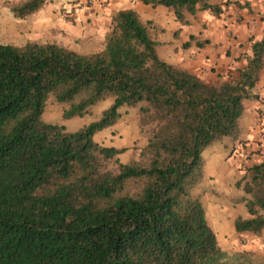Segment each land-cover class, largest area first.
Here are the masks:
<instances>
[{"label":"trees","instance_id":"obj_1","mask_svg":"<svg viewBox=\"0 0 264 264\" xmlns=\"http://www.w3.org/2000/svg\"><path fill=\"white\" fill-rule=\"evenodd\" d=\"M48 0L10 6L25 19ZM186 14L206 0H141ZM202 3L200 8L198 4ZM227 3V1H226ZM242 6L240 2H233ZM221 10V8H220ZM150 22L130 8L114 13L101 49L81 53L56 42H0V264H205L224 257L206 220L202 152L237 134L244 101L259 80L264 35L248 64L206 81L167 63ZM64 119L112 97L100 116L75 131L42 120L49 98ZM121 106L138 107L147 137L139 156L94 140ZM245 206L238 233L264 229V157L235 182Z\"/></svg>","mask_w":264,"mask_h":264},{"label":"crops","instance_id":"obj_2","mask_svg":"<svg viewBox=\"0 0 264 264\" xmlns=\"http://www.w3.org/2000/svg\"><path fill=\"white\" fill-rule=\"evenodd\" d=\"M19 1L0 0V6L4 7L0 10V25L4 24L2 16L6 14L11 28L9 33L16 34V27L23 23L28 26L27 31L35 33L44 30L51 35L54 32L48 42H56L81 53L101 49L114 13L121 9H133L142 21L152 24L161 59L185 68L206 81L229 78L236 69L245 67L249 62L253 42L264 35V0H206L207 4L215 6L213 9L217 13L209 8L201 9L202 3H199L200 9L193 14H186L188 21L185 24L177 20L171 8L161 4L153 6L141 0H95L91 3L87 0H48L25 18L24 22H16L18 18L10 10L7 12L5 4ZM234 1L240 2L242 6H236ZM32 40L39 42L37 37L32 36ZM238 51L242 52L240 58L236 57ZM261 86H264V80L255 87L261 93L244 101L238 142L225 145L230 149L228 157L223 158L220 169L215 171L220 175V190L227 189V194L233 190L230 186L233 177L239 178L244 173L243 169H239L240 164L237 169L233 168V159L240 161L243 153L250 151L253 153L248 163L264 157L261 133L264 131V112L260 113L261 116L257 112L259 108L264 109V89ZM245 103L249 104L247 108ZM226 176L231 181L228 187L224 185L228 179ZM241 194L238 188L235 197ZM209 203L211 221L207 222L215 232L224 257L236 258L237 264H264V229L260 235H254L238 233L234 228V220L238 216H248L244 205L233 202L230 196L226 202ZM203 206L205 211L204 202ZM222 259L208 264H223Z\"/></svg>","mask_w":264,"mask_h":264},{"label":"rangeland","instance_id":"obj_3","mask_svg":"<svg viewBox=\"0 0 264 264\" xmlns=\"http://www.w3.org/2000/svg\"><path fill=\"white\" fill-rule=\"evenodd\" d=\"M6 5L7 12L10 10V6L13 5V3L8 2ZM9 6V7H8ZM4 9V7L0 6V10ZM11 12V10H10ZM9 13V12H8ZM13 15V14H12ZM6 14L2 16L4 19V24L0 25V42H6V43H13V44H22L26 41H33L32 36L35 38H38L39 42H48L50 39H52L54 32L49 34V32H44V30H37L34 32L27 31L28 26L22 25L16 27V34L9 33L10 28V22L8 21V18H6ZM13 21V19H11ZM24 22V19L19 20L17 19L16 22ZM13 27V26H11ZM80 48L82 46L80 45ZM81 51H84L81 49ZM240 55H242V52L239 51L236 53V57L240 58ZM264 80V61H263V67L259 74V80L257 84ZM256 84V85H257ZM255 85V87H256ZM253 88L251 90V96L255 97L257 94H260L261 92H258L256 88ZM261 89H264V86H261ZM257 92V93H255ZM253 99H250L251 101ZM113 101L112 97H108L106 99H103L96 104L92 105L88 112H86L84 115L81 116H73L68 119H64L62 117V112L64 108H66L65 104L56 102L52 97L49 98V100L46 102L44 106V110L42 113V120L49 123H55L59 125H63L67 131H75L77 128L87 125L88 123L96 120L101 112L109 107ZM246 105V103H245ZM249 104L246 105V108ZM245 109V106H244ZM120 111V118L119 120L112 126H109L107 128H104L97 133L94 134V140L98 143L105 145V146H114L118 148H125L123 152H121L117 159L118 161L125 163L129 162L132 159H136L139 156V152L141 148L146 144L147 137L144 133L140 131V128L137 124V111L138 107H127V106H121L119 108ZM257 112L262 114L264 112L263 108L257 109ZM261 114L259 116H261ZM242 118V117H241ZM257 118L255 119V121ZM241 121V119H240ZM240 131V122H239V130L235 136H224L220 141L213 143L212 145L208 146L204 149L202 152V163H203V180L201 184L194 190L196 193L202 192V201L206 205V220L211 221V217L209 214V205L216 201V202H226L227 199L230 198L233 200V202L236 201L235 196H237L238 193V187H236L235 182L242 176L240 175L239 178L233 177V182L230 181L228 176L225 178H228L224 185L228 187V182L230 181V186L233 190H231L230 194H227V189L220 190V175L215 173V171L220 169V164L223 161V158L228 155L229 148H226V144H236L237 138L240 136L238 135ZM262 133V138L264 139V131ZM224 143V146L223 144ZM253 152H244L243 155L240 157V161L236 158L233 159L234 163V169H237V165L240 164L239 169H245L247 166H249L251 163H248V159L252 156ZM228 157V156H227ZM254 163V162H253ZM227 164V163H226ZM243 174V173H242ZM224 178V179H225ZM213 189V190H212ZM212 192H209L211 191ZM217 190V191H215ZM239 192L242 193V190L239 189ZM244 210L245 206H243ZM222 259V258H221ZM223 264H232L236 262V258L232 259L229 257H224L222 259ZM207 264V263H205Z\"/></svg>","mask_w":264,"mask_h":264},{"label":"built area","instance_id":"obj_4","mask_svg":"<svg viewBox=\"0 0 264 264\" xmlns=\"http://www.w3.org/2000/svg\"><path fill=\"white\" fill-rule=\"evenodd\" d=\"M88 1V3H91V2H93V1H95V0H87Z\"/></svg>","mask_w":264,"mask_h":264}]
</instances>
